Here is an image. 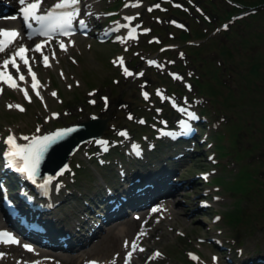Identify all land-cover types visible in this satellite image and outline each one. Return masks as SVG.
I'll use <instances>...</instances> for the list:
<instances>
[{
	"label": "rangeland",
	"instance_id": "374dc122",
	"mask_svg": "<svg viewBox=\"0 0 264 264\" xmlns=\"http://www.w3.org/2000/svg\"><path fill=\"white\" fill-rule=\"evenodd\" d=\"M52 1L48 0V4ZM89 1L93 3L89 4ZM89 1L83 0V12L85 15L91 13L86 17L95 25L106 18L103 11L108 10L116 0ZM122 1L126 2V6L118 8L119 18L112 21L110 26L102 24L101 32L109 27H119L126 21L127 15L138 16L140 37L136 45L135 42L127 40L122 41L118 48L110 43L94 42L93 37H73L64 40L66 46L69 45L66 51L58 49L59 44L56 43L48 45L47 50L51 51V56L47 51H34L32 58L42 99L37 97L32 89L33 81L27 77L30 86L29 83L26 85L18 79L17 73V81L19 85H25V88L21 89H27L31 97L30 102L21 89L15 90L7 85H0L4 87L0 96V144L3 145V136L10 133L17 137L18 143H27L20 137L42 135L55 128L85 121L91 116L106 118L103 134L109 130V124L115 123V129H122L128 124L130 106V115L136 121L132 122V126H141L137 122L145 119L142 118L146 116V112L154 111L159 104L170 103L161 98L157 90H164L166 98L180 99L177 104L173 103L174 107L181 104L193 112L195 102L196 105L199 102L198 108L204 106L205 117L192 121L201 124L204 130H200L198 134L202 143L199 146L204 148L201 147L197 154L192 150L188 151V156L197 159H192L190 164L181 161L182 167L169 179L174 183L175 191L170 190L160 201H153H159L157 204H160L168 198L175 200L172 207L177 214L165 217L170 210V207L166 206L164 212L153 214L154 217L147 223L145 219L136 221V232H133L140 235L143 233L142 244L148 249L143 257H136L135 262L131 264H264V15L250 20L247 26L229 27L227 34L230 35L225 37L219 31L215 30L214 33L212 25L201 18L202 24H197L180 11L181 6L186 9H183L185 12L191 11L196 16L203 13L204 17L214 23L215 29L224 21L220 18L222 13L231 6L224 0H210L215 3L214 7L207 0ZM178 19L188 27L180 26L179 24L183 23L178 22ZM225 26L220 29H226ZM186 29L189 33L185 34L183 32ZM24 42L34 45L36 41L33 39L28 43ZM164 47L173 48V53L177 54L168 58V50L163 51ZM10 48L12 46L5 51ZM223 48H228L231 55ZM125 49L128 50L124 53ZM52 52L56 53L53 55ZM117 53L124 54L123 64L126 62L128 71L133 75L127 76L124 68L113 65ZM5 55H0V61ZM43 55L48 56L50 63L54 65L53 68L44 65ZM148 55H153L150 59L158 60L154 56L160 59L158 67L163 71L158 72L152 67L144 66L141 60ZM256 63H259L257 70L252 67ZM172 65L175 66L171 67ZM135 73L142 75L133 79ZM176 76L180 79H175ZM188 85H191V88ZM144 93L148 94L147 98ZM16 104H23L24 112H18L15 107H8ZM209 122L211 125L205 126V123ZM37 128L40 129L39 132ZM93 148V142H88L82 145L71 159L72 165L80 162L85 166L84 173L78 171L84 176L79 175L81 180H77L73 185L84 193L90 187L102 188L99 184L102 182L105 168L91 162V157L86 153L88 149ZM203 154L204 156L200 157ZM209 155L215 164H210L209 161L212 160ZM156 170H148V176L142 177L141 186L145 185L147 179L154 181L156 175L150 173ZM143 171L138 170L136 174L141 176ZM4 172L0 156L2 180ZM66 174L60 180L67 185L71 182V177L69 171ZM200 174L206 176L205 181L201 180V183L195 179V176ZM124 179L129 185L130 181ZM63 184L60 191L55 193L57 199L62 198L67 191L68 187ZM69 188L73 191L72 186ZM142 189L136 190L140 192ZM57 199L50 200V209L53 208L56 214L58 210L61 217L65 213L70 222L64 227L61 225L58 230L73 234L68 228H72L71 222L76 216L70 215L74 213V205H78V202L75 199L62 207L56 203ZM144 199L138 198L136 204ZM142 208L148 209L146 205ZM141 210L127 208L125 219L114 220L113 222L117 223L113 225L102 224V229L101 226L99 228L96 227L99 225H94L91 229L98 230V234L95 233L93 237L89 232L82 231L84 237L80 235V231L76 232V236L68 241V246L70 245L74 252L70 248V252L64 253L58 248H55L58 251H48L34 247V244L27 245L37 251L69 257L80 249L89 248L107 233L123 230L127 219L137 216L139 212L143 213ZM50 216L53 217V214ZM76 220L83 221L78 216ZM87 224L88 222L85 227ZM51 234L52 232L48 237L54 239ZM216 238L221 239V243L217 242ZM126 250L125 246L120 248L118 264H122L121 254L124 256ZM156 252L161 255L154 256ZM13 261V258L5 260L0 257V264H21ZM61 263L55 260L52 264Z\"/></svg>",
	"mask_w": 264,
	"mask_h": 264
},
{
	"label": "snow or ice",
	"instance_id": "6c2138e0",
	"mask_svg": "<svg viewBox=\"0 0 264 264\" xmlns=\"http://www.w3.org/2000/svg\"><path fill=\"white\" fill-rule=\"evenodd\" d=\"M21 7L19 12L25 22L27 28L32 29L33 22H37L41 25L40 32L46 37H51L53 33L59 32L65 36L73 34L74 27L78 23V26L82 29H87V23L83 19H79L80 16V4L81 0H58L50 9L46 12H40V4L42 0H34V2H28V0H18ZM151 10V9H149ZM86 15H91V13H86ZM15 18V17H14ZM129 20L134 19V17H129ZM136 32L135 28L128 34V38H134ZM86 34V32H85ZM31 35V33H29ZM19 36L17 30H7L0 29V52L6 50L7 46L12 44L14 40ZM49 41L45 40L41 44H37L33 49L36 52H41L43 47L48 44ZM60 48L62 50H67V46L64 41H60ZM29 49L25 45H21L17 50L9 57V59L3 61V64L0 65V85L7 84L11 88H19L17 83V78L13 77L10 72L7 71L8 65L11 64L18 73H20V65L17 63V58L21 60L24 66L27 67L28 72L30 73L33 83L31 85L32 89L35 91L37 97H40L39 81L36 78V73L32 71L31 65L29 63V57L27 52ZM54 55V53H53ZM43 62L46 67H50L49 58L47 55H43ZM119 63L123 64L122 58L119 60ZM150 63H155V61H150ZM124 72L126 75H133L132 72L128 71L125 67ZM63 75V74H62ZM142 75V73H140ZM180 79V77H176ZM20 81H25V76L23 73H20L18 76ZM191 88V85H188ZM24 92L25 98L31 100V97L28 94L27 89H21ZM3 91L2 86H0V92ZM55 96L56 93H53ZM147 98V93H144ZM42 99V97H40ZM106 99V98H105ZM95 103V101H92ZM9 108H18L20 111H24V108L21 105H8ZM180 112L184 113L187 120H181L179 123L185 131L190 130V124L188 120L197 119L195 113L188 110L185 107L179 109ZM57 115V114H54ZM40 129L37 128V132ZM77 128L68 127L64 129L57 130L52 133L45 135H32V136H22L20 139L27 141V143H18L17 137L14 134H9L5 140L8 148L3 152V156L6 158V166L14 168L15 171L23 174L26 179L30 180L33 184H37V180L40 177V166L46 155L53 150L60 142L65 138L69 137L72 133L76 132ZM122 135H127V133H121ZM167 135H179L180 133H163ZM101 144H107L106 141H97ZM133 148L136 151H139V147L134 145ZM53 180V176H48L42 179V182L38 184V187L41 189H47L50 182ZM217 220L219 217L216 218ZM143 235V233H141ZM0 243H18L16 238L8 233L7 231H0ZM26 248L30 249V246L25 245ZM125 247H131L132 251H129L126 256L127 260H130L132 253L134 251H144V249L139 248L138 245L133 241L131 244L125 242ZM4 254L0 253V256ZM161 253L156 252L154 256H160ZM195 258V257H194ZM216 259V258H214ZM88 264H99L97 261H89ZM111 264H115V261H112Z\"/></svg>",
	"mask_w": 264,
	"mask_h": 264
},
{
	"label": "bare ground",
	"instance_id": "6f19581e",
	"mask_svg": "<svg viewBox=\"0 0 264 264\" xmlns=\"http://www.w3.org/2000/svg\"><path fill=\"white\" fill-rule=\"evenodd\" d=\"M44 2L45 0H42L40 4V9H43ZM17 6H21L18 0H0V12L4 9L8 11L14 10L16 9ZM16 24H17L16 21L4 19L3 16H0V29L14 30L12 27ZM18 33H19V36L14 40L12 44L8 45L7 48L17 44L18 42H22V43L24 42L25 38H24L22 31H18ZM174 201L173 199L168 198V199L163 200V202H161L160 204H157L159 206H154V208H150L149 217H151L153 214H156L159 211L164 212V209L166 208V206L170 207V210L166 215H164L165 217H168L169 215L177 214V211L172 207V204H174ZM144 205L148 207H152L151 203H146ZM141 217H144V212L138 215V218H141ZM136 220L138 219L132 218V217L128 218L126 223L123 224L125 227L123 230L120 229L118 232L116 231L109 232L107 233V235L102 236L101 239L98 240V242L92 244L89 248L87 247L84 249H80L76 253H74V255L69 256V257L62 256L63 254L60 256L54 253L53 255L45 251L42 252V251L33 250L32 248H30L31 250H29L28 248L25 247L26 244L16 239L18 243H0V253L4 254L1 256V258L5 260H9L13 258L14 260L13 263L18 262L21 264H52L55 260H59L63 264L64 263L65 264H88L89 261H97L99 262V264H111L112 261H115V264H118L120 252H121L120 248H123L125 246V242H129V244H131V242L134 241L138 245V247L144 249V251H138V250L134 251L132 253L130 260H127V264H131L132 262L135 261L132 258L133 256L141 258L144 256V253L148 249L147 246L142 244L143 239L141 238V236L140 235L136 236V234L133 232L137 224ZM116 223L117 222H112L111 225L116 224ZM125 230L127 232H125ZM0 231H7V225L3 223L1 218H0ZM12 235L15 237L14 234ZM121 245H123V247H119ZM126 249L128 251H132L131 247H127ZM122 254H121V260L123 257ZM51 258L53 259L51 260ZM121 260H120V263H121Z\"/></svg>",
	"mask_w": 264,
	"mask_h": 264
},
{
	"label": "water",
	"instance_id": "95a60500",
	"mask_svg": "<svg viewBox=\"0 0 264 264\" xmlns=\"http://www.w3.org/2000/svg\"><path fill=\"white\" fill-rule=\"evenodd\" d=\"M70 127L77 128V131L60 142L46 155L44 161L41 163L44 164L46 162L44 167L51 173H58L66 166L70 154L78 145L98 137L104 127V121L92 118L87 122L72 125Z\"/></svg>",
	"mask_w": 264,
	"mask_h": 264
},
{
	"label": "trees",
	"instance_id": "16d2710c",
	"mask_svg": "<svg viewBox=\"0 0 264 264\" xmlns=\"http://www.w3.org/2000/svg\"><path fill=\"white\" fill-rule=\"evenodd\" d=\"M232 1L234 2L235 5H231V6L229 5L230 9L227 11H224L222 13L223 15L220 16V18L223 19L224 21H228V20H231L233 17L238 16L240 13L241 14L244 13V15L241 16L240 18H235L234 24H232L230 27H232L233 25H236V26L245 25V26H247V24H249L250 20H255L256 18H259V17L264 15V0H246V2L244 0H232ZM207 2L209 4H212L213 7L215 6L214 2H212L210 0H207ZM202 8L205 9L204 6H202ZM213 10H214V8H213ZM183 14L187 15L194 22H197V24H199V20H200L201 16H198V15L196 16V15H192V14L189 15L186 13H183ZM227 33H228V31L222 32V34H224L225 37H229L230 34H227ZM201 35H203V33H201ZM223 49L227 50V52H230V50H228V48H223ZM229 54L231 55V52ZM253 66H254V69L257 70L259 63L252 65V67ZM230 92H231V89H230Z\"/></svg>",
	"mask_w": 264,
	"mask_h": 264
}]
</instances>
